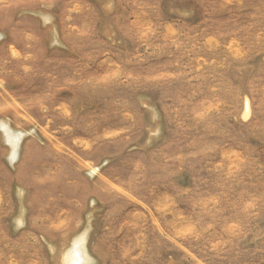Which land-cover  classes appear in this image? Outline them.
<instances>
[{
  "label": "rangeland",
  "instance_id": "1",
  "mask_svg": "<svg viewBox=\"0 0 264 264\" xmlns=\"http://www.w3.org/2000/svg\"><path fill=\"white\" fill-rule=\"evenodd\" d=\"M0 264H264V0H0Z\"/></svg>",
  "mask_w": 264,
  "mask_h": 264
}]
</instances>
